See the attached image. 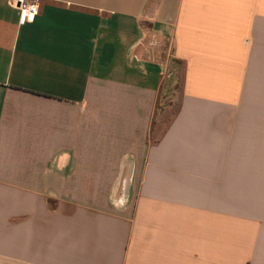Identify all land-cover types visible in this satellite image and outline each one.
I'll list each match as a JSON object with an SVG mask.
<instances>
[{
	"label": "crops",
	"instance_id": "obj_1",
	"mask_svg": "<svg viewBox=\"0 0 264 264\" xmlns=\"http://www.w3.org/2000/svg\"><path fill=\"white\" fill-rule=\"evenodd\" d=\"M13 1L0 264H264V0Z\"/></svg>",
	"mask_w": 264,
	"mask_h": 264
},
{
	"label": "rangeland",
	"instance_id": "obj_2",
	"mask_svg": "<svg viewBox=\"0 0 264 264\" xmlns=\"http://www.w3.org/2000/svg\"><path fill=\"white\" fill-rule=\"evenodd\" d=\"M182 92H183L182 84L176 83V85H174L173 87V91H171L166 97H164L160 101L159 106L162 108V110L159 112L155 137L159 136L161 132L168 127L170 122L173 120L174 116L177 114L180 107ZM244 139H245L244 131L238 132L237 133L238 146L236 147V154L238 156H243L245 153V147L243 146ZM241 202L243 203V199L241 200ZM240 206L243 207V205ZM237 213L238 215L244 216L243 208L241 210H238Z\"/></svg>",
	"mask_w": 264,
	"mask_h": 264
},
{
	"label": "built area",
	"instance_id": "obj_3",
	"mask_svg": "<svg viewBox=\"0 0 264 264\" xmlns=\"http://www.w3.org/2000/svg\"><path fill=\"white\" fill-rule=\"evenodd\" d=\"M14 7L19 12L20 24H26L40 12V0H14Z\"/></svg>",
	"mask_w": 264,
	"mask_h": 264
},
{
	"label": "trees",
	"instance_id": "obj_4",
	"mask_svg": "<svg viewBox=\"0 0 264 264\" xmlns=\"http://www.w3.org/2000/svg\"><path fill=\"white\" fill-rule=\"evenodd\" d=\"M174 63H178L179 64V70L177 71V74L174 76V75H172L173 77H174V79H175V81H176V83L177 84H182V82L180 81L181 79H180V71H181V64L183 63L182 61H180V60H175L174 59ZM155 117H154V121H152V128H151V130H150V140H152L153 142H158L159 140H160V138L159 137H156L155 138V133H154V131H155V129H154V125H155Z\"/></svg>",
	"mask_w": 264,
	"mask_h": 264
}]
</instances>
